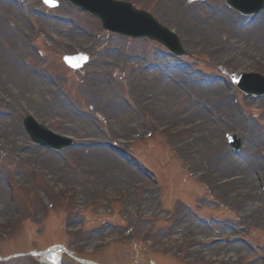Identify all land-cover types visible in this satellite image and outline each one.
I'll use <instances>...</instances> for the list:
<instances>
[{
  "label": "rangeland",
  "instance_id": "obj_1",
  "mask_svg": "<svg viewBox=\"0 0 264 264\" xmlns=\"http://www.w3.org/2000/svg\"><path fill=\"white\" fill-rule=\"evenodd\" d=\"M23 1H26V3L29 4L28 0H23ZM143 1L144 0H139V2L137 3L141 4L140 5L141 7H145L143 6L144 4ZM31 2L34 3V0H31L30 3ZM57 2H58L57 8L49 11V14L50 15L54 14L60 17L62 14H63L62 16L64 17L69 15L70 14L69 11L61 14V8L63 5L60 0H57ZM208 2L212 5H215L219 9H226L224 8L225 6H224L223 0H208ZM9 7H11V5L3 4V7L0 8V28H1L0 29V77H1L0 86L3 90V93L7 95V98L10 101L11 109L15 112H19L20 110L18 107L19 106L18 103L24 101L29 104L28 107L31 109V111L34 114H37L38 118L44 119L45 121H49L52 118H60L63 120L62 122H64V124L71 123L73 121H75L76 123L82 121L81 119L83 118H78L72 115V113L66 110L65 108L63 109L62 113L49 111L50 109H52V107L46 104L47 103L46 98L42 94L43 91L41 92V87L43 86L44 82H37L35 91H27V95H24L22 91H18L16 86L13 83H11L10 78H12V75H14V73L10 71L6 72L5 69L2 68L3 65L7 66L9 65V63H11L15 68L19 69V71L21 70V72H23L25 70L20 69L21 67L18 66L16 62H14L15 58L11 55V52L4 54L1 51V43L4 40L2 38L3 34L8 32L9 34L12 33L13 36L17 35L14 29H8L4 25V22H3V18L5 17V13ZM153 7H154V4L152 3L146 9L149 11V10H152ZM196 9L192 5L190 9L191 12H189V15L193 14L194 17L196 18L195 23L189 22L188 21L189 17H188V19L186 18L184 21L185 25L183 24V26L178 27L179 33L185 39L184 40L185 42L183 43V47L187 54V57H186L187 61L189 60L191 61V59H193L196 61L195 64L197 66L201 68H205V69L210 67L209 65L211 61H219V63L221 62L229 71H232L234 73V72H240V71L247 70L252 65L251 63L252 57L264 58V25H263L264 14L262 15L258 23L254 22V25H252V26H257L258 30H255L254 32H252V35L248 36V38L245 39L241 33L246 32V30H242L240 28L241 26L240 27L233 26V27H237L238 29V32L234 34V32L230 31L227 27H222L216 21V17H218V15H213L205 8H204L205 13L201 15L202 13H199V11H197ZM175 11H176V4H174L171 12H161L156 15L158 16L157 18L160 20L161 23H166L168 22L167 21L168 19L172 18V15L175 13ZM205 19L211 20L212 22L215 23V25L220 27V28L217 27L218 33L219 32L228 33L230 37L229 41H231L232 44H228L227 42L221 43V41L219 40V34H216L214 30L212 32L213 38L207 42H205L200 37V35L196 34L198 30L195 28V24H200V22L205 23ZM79 21H82V20H79ZM186 23H188V26H186ZM55 24L56 23L54 22L46 21L45 26L43 27V32L39 25L38 27H39L40 32L44 34L46 33V35H48L49 37H52L53 35H56L57 37L58 36L61 37L60 35L62 34L60 30L57 31L56 33L54 32L59 29V27H57L56 25H60L63 23L56 24V25ZM228 24L232 26L230 22H227V25ZM184 26L185 28L183 29ZM252 26H249V27H252ZM84 28L90 29L91 31L93 30L92 29L93 26L92 28H90L89 24H86ZM74 32H76V29H74ZM74 36H75L74 34L73 36H71L69 33H67L65 39L63 40L65 41L67 40L69 43H71V45H73L74 43L76 45H84L87 42V38L84 37L83 41L79 43L77 36L76 37ZM19 37L20 39H23L21 36ZM44 39L47 41L46 36L45 35L42 36L40 33V38L38 41V45L40 48L44 46L46 43ZM108 40H109L108 42L104 41L103 43L98 44L97 47L94 48L92 60L99 57L102 52H106L107 53L106 56L110 58L111 61H113L112 63L114 64L113 69L112 68L110 69L108 67L105 68L104 66L103 70H101L102 66H97L95 63H92V64L88 63V65H86L81 71L73 72V71L66 69V67L60 63V60L57 58V56L55 54L50 53V50L47 51L48 53L47 62L40 65L42 72H48L51 75H53V77L55 78L57 77L60 81L61 80L63 81L65 89L69 92V94L76 101V103L80 105V108L85 113H87L88 116L90 117L88 120H85V119L83 120H85V125H87V127L89 128V130H91L92 133H86L82 136H85L88 139H94L95 141H101V139L105 141L104 137L102 135L101 137L98 134L99 133L98 130L94 128L92 125L91 121H93V116L98 117L97 124H99L101 127L103 126V128L109 131L111 139L127 137L128 133L132 134L138 129L134 121H130L129 124L122 121V117H124V115L126 114V107L122 104L120 99H118V97L116 96L117 93H120L130 98V101L136 106V108L139 109L143 106L141 112L149 113V115L153 116L154 118L153 122L157 123L158 127H161L163 124H167L170 126L174 125V127H178V128L182 126H186V125L192 126V128L190 129V132L184 133L183 135L178 136L179 139L173 138V136L171 135H169L171 137H167L168 135H166V137L169 140H172L173 142L171 141L169 143L166 142L167 140L166 138H163V139L154 138L151 141L143 142L141 145L134 147L133 154L140 161L144 163L150 162L151 165H154L153 162L158 161V159L152 153L151 147L164 148L166 147V145L168 146L170 144V147L172 149L178 151L180 153V156L194 167V170H192L193 173H196L198 171L200 172V171L207 170V166L209 165L205 162L206 168L202 166V162L203 160H205V158L199 157L197 155V152H199L200 150H206L205 147L209 145H206L207 142H204L203 144L201 142L197 143L196 141H194V138H196L198 135L200 136V134L202 136L204 134L203 131H205L203 130V128H201L202 126L193 125L199 122L198 119H200V121H204L206 125L212 127L216 131L217 136L211 137L209 140L211 142L208 141V143H210L212 147V150L221 151L222 153H225V155L228 158V161L230 159L236 161V157L232 156L231 154H228V152L226 151L227 149L222 147L221 135L219 131L213 125H211L209 116L205 112H203L202 109H199V111L202 112L203 117L186 118L185 117L186 115H184L183 113L181 115H178V111L176 113L173 112L171 110V106L168 105L169 101H167L165 104V100H164L167 98L169 100L178 102L177 99L181 97L182 101L185 103L188 109L194 110L196 109L194 103L190 102L189 99L186 98L187 95L188 96L194 95L197 100H200L204 104H208L209 106H211L216 112V115H218L219 113H222L224 111L222 110L223 109L222 107H217V108L213 107V104L211 103V101L207 100L211 98V95H214L215 97H217V99H220L221 98L220 94L224 92L222 83L220 81V78L223 77V73L220 69L209 68L208 73H209L210 83H208L209 87L207 89L209 93L207 94V91L205 90L206 87H203L206 85L192 87L191 85L186 84L184 82V78L181 74L179 75L176 73V74H173V75L171 74L168 76L169 78L173 77L174 79L181 81L179 85H175L174 83L169 82L166 79V77L161 75L159 72H156L153 70H146V69H144V71L141 70L140 69L141 67L144 68L145 65L147 66L149 63H152V61L155 59H158L161 63H164L161 57L157 56L154 58V55L152 53L153 45L151 43L145 44L143 41H141L140 43H137L134 41H127V40H123L119 38H111L110 36ZM53 42L58 47H62V43L57 44V41H53ZM217 43L223 44L224 50L219 54H215L214 56H211L209 54L205 55L202 53L198 54V52L195 49L196 47H201L204 50H208L211 46L216 45ZM256 45L257 47H259L258 50H256ZM23 47H24L23 45H20L18 48H14V47L11 48L12 54L14 53V55L17 57V60H20L22 57V59H25L24 61L28 62L29 60H32L33 57L30 51L28 54L24 53L23 55H21ZM119 48L120 49L123 48L126 56H130V62L126 60H123V61L121 60L122 58L116 52ZM110 49H111V52L108 51ZM62 51L69 53V55L73 53L71 49L62 50ZM138 54L142 57H146L148 59V62L142 63L140 61H136L137 59L134 57V55H138ZM194 56H196L197 58H195ZM244 57L247 58V62L240 64L241 62H243L242 60L244 59ZM34 59H35V56H34ZM97 67H100V70H101L97 72V73H100V76L98 78V85L100 89V96L102 97V100H103L101 101L102 104L100 106H96L97 102L100 103V101L95 102V100H92L88 95H86L85 89L83 90L82 93L76 92L77 91L76 89H78V87L86 88V89L90 88V85L86 84V80L89 78L90 70H92L93 68H97ZM1 68L5 72H3ZM183 70L189 71L190 69L189 67L188 68L186 67V68H183L181 70H176V71L181 73ZM25 74L27 75V77L29 78L31 77L27 72H25ZM109 74L114 75L113 77L116 79V82L118 85L117 91H115V94L108 90L106 81L103 79L104 75L108 77ZM196 75H199L197 77L198 80H201L205 77V74L203 73H198ZM82 78H83V81H80ZM154 78H159V81H153ZM23 79L24 81H26V83L29 82L28 78L24 77ZM17 81H18L17 87H19L21 83V79H18ZM215 82H219V83H216L218 86H213L211 84ZM84 83H85V87H83ZM164 84L171 87V90L174 93L169 91V94L158 95L156 93L157 91L155 92L153 91V90H156L157 87L158 88L165 87ZM98 85L96 86L97 90H98ZM49 88H50V92L52 93V87H49ZM150 95L152 96L150 97ZM50 97H51V94H50ZM87 97H89L90 101H88ZM247 100L248 101H246V104L244 103L243 105V110L247 112L249 115H251L253 118H256L257 120H259L261 122L260 124L261 131H264V99H260L256 101H251L250 99H247ZM61 103L64 106V102L62 99H61ZM115 105L119 106V108L115 109L114 108ZM60 106L62 108V105ZM41 107H45V110L42 111ZM120 107H121V110H120ZM2 108H5L4 103L0 104V111ZM22 112L23 111H21L20 114ZM10 119L12 118L7 119V118L0 117V125H3V124L5 125L6 120H10ZM13 121L16 124H18L14 118H13ZM63 126L59 128H52V129L53 130L61 129L62 131H64V132L61 131L63 134L74 136L77 138L81 137L80 134L82 132L79 133L77 129L73 131H67L66 129L63 128ZM127 129L129 130L122 132V133L120 132L121 130H127ZM10 131L9 132L4 131L0 127V134L2 136L1 141L4 142V143H0L1 144V147H0V188L3 189V192H1V195H0V205L5 203V205H3L2 208L0 207V231L2 230L1 224L4 221V219H6L5 215L7 214L8 209H9V205H10L9 197H11L14 191H16V194L14 196L17 199V213L20 216L19 218L21 220L23 219L25 222L23 224L20 223L19 221L17 222V225L13 228V238H12L13 240L11 242L8 241L7 243H4L0 240V254L1 255L3 256L12 255V253L14 252L25 253L27 249H28L27 251H30V250L37 251L36 249L42 250L47 245L48 242L50 245H52V243H50L52 239H53V242H63V244L66 245L69 250H72L74 254L76 253L80 254V252L83 253V250L90 249L92 245L97 244L98 241H100V239H102L103 237H106L109 234V233H106V234L104 233L98 238L86 241V239L89 237V236L86 237L87 234L91 232L89 228L93 227L94 223L97 225L100 222L106 221V220L121 224L123 226H126L129 223L128 218H124L122 216L120 217L116 216L110 219H106V217L103 216V213L99 212L100 210L99 207H96L95 209H85V208L79 209L77 206L74 205V203L66 202V201L61 202V200L59 199L58 200L55 199L54 211L47 214V216L45 217L43 221H40V222L37 221L35 218H33V215L31 217L32 220L28 221L27 216H29V214L32 213L36 217L39 211L44 209V203H45L44 200H46V195H51V191L47 190L48 189L47 186L44 189L40 188L39 191H42V194H41L42 196L40 197L41 201L36 200L33 202H28V201L26 202L24 198L22 197L24 193L22 192L19 193V190H17L16 187L9 188L3 181V177L5 176L13 180L14 175H15L14 173L18 171V169L20 168L25 170L28 164L46 172L47 174L52 172L51 173L52 176L50 175L51 177L50 181L49 180L48 181L50 182L49 184L54 185V187L56 186V187L65 189L66 186L69 185L70 186L69 188L71 189H75V188L78 189L79 193L78 195L75 196L74 199L83 200L84 204L85 202H87L89 199L93 197L92 189L94 188H93V184L89 183V180L99 179L102 182V186L105 187V189H108L111 193H116L121 189H129L132 184L144 182L145 180L142 177L137 176V178L130 180L128 184H123L118 180V177H121V176H118L117 172L114 171V169H112L111 167L109 169L110 170L109 173L107 174L103 173L107 171L109 163L104 157L101 156L100 152L103 151L107 155V158L109 160L115 161L110 155L107 147L104 149H99V148L90 149V151L91 150L97 151L98 152L97 154H92L88 152L87 150H85L87 151L88 154L82 157L89 159V161L81 159L80 156H72L71 151H74V150L79 151L81 148L77 147L69 151H66L63 154V157L68 158L69 161L72 163L74 169L77 170V173L75 176L71 175L70 171L68 170V167L64 163H62L60 159H57V164L59 167H62L65 170L62 171V170L56 169L53 172L49 166H47L46 164L42 162L43 158H46V156H44L45 155L44 152H42V150H39V149H36L35 151V156L37 153L38 160L34 161L33 159H30L29 163H24V164L22 163L19 165H15L13 163V157H12L13 155H11L12 151L8 152L9 147H10L9 139L18 138V135L14 133L12 130ZM241 131H244V130L241 129ZM170 133H174L173 130ZM242 133H245V132H241L240 134V138H242L244 142L243 144H245V146H247V144L249 145L247 146L246 151L250 148V152L253 153L254 145L252 146V144L254 142H251L249 144V140L244 139L242 136ZM254 137L256 138L255 134H254ZM256 144L258 146H264V137L258 138V141L256 142ZM171 148H165V149H171ZM13 151L17 152L16 149H14ZM255 156L256 154L254 153V157ZM5 159L6 161L3 163ZM169 159H170V162L176 165V157L170 151H169ZM245 161L247 163L249 162V164L252 162L251 159L249 158ZM238 162H241V161H238ZM6 163L9 166H6ZM242 163H245V162H242ZM95 166H98L99 169H97ZM121 166L124 169L130 170L131 172L134 171L132 169L127 168L123 162H121ZM162 166H163V170L167 169L169 173V179L166 180V184H165L166 185V197L169 200H171L173 203H175L176 201L179 203H183L182 202L183 199L186 200L188 197H190V192H191L190 190L193 187V184L188 183V182L186 183L185 176H183L181 172L178 173L177 172L178 170L176 171V167H172L168 164V159L166 160V154L160 158V167H161L160 173H162ZM234 169H235L233 172L234 175L237 176V175L242 174V171L237 170V168H234ZM94 170L96 171L94 172ZM97 170L103 171L102 173L104 177L103 175H100L97 172ZM26 171H27V168H26ZM228 171L229 170H225V169H222V170L215 169L213 171V176L215 178H218V180L220 181L212 177L211 178L212 184L217 186L219 182H221L223 179H227L231 177L233 174L229 175ZM248 172L250 173V171ZM133 173H135V171ZM25 175L28 181L30 182V174L25 173ZM44 178L47 180L45 176ZM116 180L117 182H114V183L106 184L104 182V181L112 182ZM57 181L60 182L61 184H58ZM239 185L240 184H238L237 188H239ZM256 189L257 187L255 184V187L252 190L256 191ZM217 190H218V193L216 195L217 200L224 202L227 205L234 204L233 207L235 208L236 212L240 213V214L238 213L239 216H245V213L241 212L243 209L241 207L244 204V202L247 201L248 199L244 196L243 192H237V189L234 188L233 186L232 187L225 186ZM18 193H19V196H18ZM143 196L144 194L140 193L138 197L130 198L126 202L129 208L130 209L134 207L140 208L141 211L145 212V214L152 210L155 211L153 198L148 197L149 200H146L145 202H143L142 201ZM252 198L254 199V197ZM252 198L250 199L252 200ZM188 203H191V202L188 201ZM197 203H198V206L202 209V214L206 216L207 218L211 216L213 217L220 216L214 213L211 209L212 207L210 205L205 204L203 201H198ZM119 206L114 205L113 208L116 209L118 212L123 211V209ZM262 206L263 205H261V207ZM169 207L170 209L181 208L180 205L178 204L173 205L171 202L169 203ZM256 208L255 210H258V207ZM90 210H93L95 212H91ZM175 215L177 216L176 223L179 224V226L177 225L178 227H176L173 230H170V228H167L166 225H164L160 229L154 230L152 232L150 236V240L155 247L154 249H158L166 245L165 239L168 238L169 236H175V237H178L179 239L185 238V240L188 238H195L196 241L193 244H186V246L183 247L184 250L180 251L177 257L165 258L164 254L169 253L168 252L169 250H165L163 255H159V254H156V251L154 250H151V251L144 250L140 244L135 245L134 248L118 245L116 247L117 249L116 253H122L121 255L119 254L120 257L112 256L113 258H109L108 262H105V264H196V263L197 264H208L209 262L207 260L212 257L214 258L215 256L219 257L221 255L236 254L239 252L238 250H235V249H234L235 250L234 252L232 250L231 251L230 250H224V251L216 250L215 252L211 251L209 254L205 253L206 255L203 254L202 256H200V258L195 255H190L191 254L190 250H193V248L196 249L198 247V238L196 237L200 234L209 236V233L206 232L204 228H201V231L197 233L195 229H193V225L191 224V223H194V221L189 216L186 215L184 210H181L179 213H176ZM223 215L225 216V214ZM68 217H70V222H71V225L69 226V228H71L74 231V234L66 233L63 227L64 225H62V228H61V225L60 227H58V223L60 222L63 224L65 223L67 224L66 219ZM134 218L135 217H130V222ZM263 219H264V213H262V220ZM81 220L86 221L88 223L86 228L83 231L79 230V227H80L79 221ZM188 224L190 226H188ZM26 228H29L31 232H29L28 230L26 231ZM43 228H45V230L42 235V238H47L45 240H42V238L39 239L36 237L37 236L36 233L43 230ZM177 228H179V230ZM18 236H19V239H18V242L16 243L15 240ZM84 237H86V239H84L83 241ZM263 242H264V237L262 236V232L258 230L255 234V238L252 239V243L254 245H259ZM16 244H18V246L15 247ZM13 247L16 249H21L22 251L11 250V249H14ZM195 257H197V259H195ZM249 257H251V259L255 258L256 262L250 263V261L248 260L247 263L241 262V264H258L257 262L258 259L255 256L249 255ZM21 263L22 264H35L37 262L36 261L30 262L29 259L23 258L22 262H20L19 264ZM4 264H17V261L12 260ZM65 264H71V261L68 260L66 261Z\"/></svg>",
  "mask_w": 264,
  "mask_h": 264
},
{
  "label": "bare ground",
  "instance_id": "obj_2",
  "mask_svg": "<svg viewBox=\"0 0 264 264\" xmlns=\"http://www.w3.org/2000/svg\"><path fill=\"white\" fill-rule=\"evenodd\" d=\"M200 11L201 12H204V11H202V9H200ZM216 21L217 22H221L220 23V25H223L224 27H226V22H225V20L224 19H222V17H218L217 19H216ZM1 29V28H0ZM230 30L232 31V32H234V34H236L237 32H238V29L237 28H235V27H231L230 28ZM200 32L203 34V38L207 41L208 39H211L212 37H211V32H210V28H208V27H206V28H203V29H200ZM252 32H254V30H248V31H246V32H244V34H243V37L245 38V39H247L248 38V36H250V35H252ZM242 34V33H241ZM3 37H4V39L6 40V41H8V43H11V44H13V45H16L17 44V46H19V44H20V39H18L17 37H14L13 35H12V33H4L3 34ZM259 49V47H257V45H256V50H258ZM246 58V57H245ZM244 61L246 62V59H244ZM9 66H10V69H11V71L14 73V76L15 77H12V78H10L11 79V82H14L15 83V81L16 80H18V79H21V83H20V85H19V90H21L22 92H26V91H29V90H35V86H36V83H37V79H31V82H30V84H27L26 83V81H24V76L23 77H21L22 75H21V73L20 72H17L15 69H14V67L11 65V63H9ZM17 76V77H16ZM18 76H20V77H18ZM26 78V77H25ZM153 81H159V78H154L153 79ZM88 83L89 84H91V85H93V84H97L98 83V79L96 78V77H90L89 78V80H88ZM165 85V87H157L156 88V90H153L154 92L155 91H157L156 93L158 94V95H162V94H169V91H171V92H173L172 90H171V87H169V86H167L166 84H164ZM213 86H217V84L216 83H214L213 84ZM152 88V87H151ZM174 93V92H173ZM95 94H96V89L93 87V86H90V88L88 89V96H91L93 99H96V97H95ZM152 95H150V97H151ZM97 99H98V97H97ZM165 100V104H166V102L167 101H169L168 102V105L169 106H171L172 107V111L173 112H177L178 111V113H183L184 115H186V116H188V117H203V114L200 112V111H197V110H189L188 109V107L185 105V103L182 101V99H181V97H179V99H177L178 100V102L176 101H173V100H169V99H164ZM174 104V105H173ZM114 108L115 109H118L119 108V106H117V105H115L114 106ZM80 125H79V127H83L85 130H86V132H90L89 131V128L87 127V125H85V122L84 121H80V123H79ZM6 126L7 127H10V128H13L15 131L17 130L16 129V124L15 123H13L12 125H10L9 123H7L6 124ZM1 128L2 129H4L5 128V125L3 124V125H1ZM247 129V128H246ZM245 129V130H246ZM248 130V129H247ZM216 132V131H215ZM247 132V131H246ZM91 133V132H90ZM20 134V133H19ZM240 134V133H239ZM239 134H238V136H239ZM248 135V136H247ZM246 136H247V138L249 139V140H253V137H252V131L250 132V133H248ZM88 152H90V153H92V154H97L98 152L97 151H95V150H91V151H88ZM101 153V156L102 157H104L106 160H107V162L109 163V166H111L112 165V163H111V161H109V159L107 158V155L103 152V151H101L100 152ZM45 155H47V154H45ZM72 155L73 156H80L81 157V159H84V160H86V161H89V159H87V158H83L82 157V155H83V151L81 150V151H76V152H73L72 153ZM47 158H43V160H42V162L44 163V164H46L47 166H51V165H55V167L58 169V170H62V171H64V168H62V167H59L58 166V164H57V160L56 159H54V158H51V157H48V159L46 160ZM108 166V167H109ZM241 166L242 167H244V165H243V163H241ZM107 172H109V170H107ZM129 176H132V174H130L129 173ZM127 178H128V175H123V176H121V179H123V180H127ZM246 182L242 185V188H247V186L249 187V186H251V182L253 183V179H250V177L247 175V177H245V179H244ZM1 192H3V189H1L0 188V195H1ZM144 200H145V198H144ZM3 205H5V203L4 204H2V205H0V206H3ZM252 202H247L246 203V205H245V207H244V213H248V212H250L251 210H253V207H252ZM189 225V224H188ZM108 249V248H107ZM59 260H61V257H60V255H56V254H51V255H48V256H46V257H44V258H42L40 261L43 263V264H59Z\"/></svg>",
  "mask_w": 264,
  "mask_h": 264
},
{
  "label": "snow or ice",
  "instance_id": "obj_3",
  "mask_svg": "<svg viewBox=\"0 0 264 264\" xmlns=\"http://www.w3.org/2000/svg\"><path fill=\"white\" fill-rule=\"evenodd\" d=\"M45 2H46V3H49V2H50V0H45Z\"/></svg>",
  "mask_w": 264,
  "mask_h": 264
}]
</instances>
